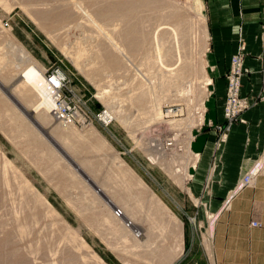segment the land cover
I'll return each instance as SVG.
<instances>
[{"label":"rangeland","instance_id":"374dc122","mask_svg":"<svg viewBox=\"0 0 264 264\" xmlns=\"http://www.w3.org/2000/svg\"><path fill=\"white\" fill-rule=\"evenodd\" d=\"M75 1L79 3L76 5L77 7L74 6L75 16L70 13V20H67L69 26L59 30L50 26L52 17L62 13L60 10L53 9L52 11V6L56 3L55 0H0V63L3 65H0V180L4 175V156L9 158L18 170L14 172L10 166L7 167L13 192L9 191L6 185L0 183V188H3V192L5 191L3 194L0 193V264H67V262L69 264V261L64 257L63 250H58L61 244H64L63 247L67 245L75 250L72 252L75 254L71 257L72 261L74 260L73 263L99 264L92 256H89L91 253L82 260L81 252L84 249L80 251L76 241V243L71 241L69 236L64 237V228L61 227L62 224L59 220L67 222L77 234L86 240L89 248L88 251H84L85 254L89 251L96 252L106 264H126L122 253L131 247L132 238L130 237L133 231L129 230H140L143 233L142 237H145L144 234L148 228L161 231V233L155 231L161 235V242H164L167 237L164 242V247L169 254L167 264H224L225 257H220L217 253L226 252L225 247L231 246L233 243L226 240L224 248L218 251L216 243L214 244L213 241V233L217 216L224 215L226 212L230 213L232 204L228 200L223 201L220 208L210 207L206 200H202L191 190L190 181L192 179L189 180V178L193 174L192 165L196 162L192 149L195 130L205 127L207 124L217 126L220 123H216L213 119L208 120L206 101L211 94L210 80L212 81L213 76L212 36L213 31L217 28L218 18L219 25L225 21L224 15L220 18L225 3L217 0H159V4L154 3L151 10L149 12L146 10L143 15L149 17L146 26L148 31L145 30L148 34L150 31L149 46L145 47L143 44L141 50L127 51V54L122 56L123 61L121 62L122 65H126V69L123 66L120 68L121 70H117L114 65L109 64L101 56L95 60V58L83 55L80 59L81 64L75 60V52L77 53L81 46L87 50L96 44V41L93 42V37L97 36V32H94H99V30H97L95 22L98 21L97 24H102L103 28L112 29L118 26L119 20L115 14L114 16L113 13L108 12L107 17L99 16L103 15L100 10L102 6V8H111L116 0ZM48 2L53 4L50 5ZM58 4L54 7L59 6ZM87 7L89 12L90 9L93 12H90L93 15L90 17L94 18V21L85 15L88 12ZM41 8L45 9V12L41 14L46 16H43L42 19L39 18L40 21L37 18ZM37 13L39 14L37 15ZM138 16L141 18V15L138 14ZM179 16L184 18V24H182L184 30L188 29L184 31L185 33L183 32L185 36L181 35L180 41L185 45L184 52L187 53L185 50H190L191 57L195 56V67H198L195 74L198 76H195L194 80L192 77L187 78L188 80L185 79L184 81L187 83L183 81L182 84H174L175 79L173 81V79H169L170 77H162L156 67L151 66L152 62L146 59V51L150 50L151 54L156 53L153 45V32L158 29L161 22L163 24H161L160 28L162 29L160 30L165 31V36L169 39L166 27L169 31L176 28ZM203 18L204 22L201 20ZM89 19L92 22L88 21ZM76 20H79L83 27H77ZM185 20L190 23L187 25ZM174 23L177 25L175 26ZM163 27L165 28L163 29ZM189 30L191 31L188 32ZM237 33L240 34L239 29ZM72 41L73 43H71ZM242 42L245 44L243 37L240 36L236 50ZM79 44L82 45L78 47ZM143 47L146 49L145 52ZM86 50L84 49V52L88 54ZM26 54H30L38 64L45 67V75L48 70L55 68L65 74L66 82L61 91L62 97L70 107L78 110L79 114L84 117L85 123L78 120L69 123L57 118L53 113H50L46 122L41 121L39 117L33 119L29 115L26 108L31 110V107L34 108V103L32 102L31 105L19 94L18 88L23 81L22 78H17L21 69L28 64L25 57L30 59ZM11 65L12 67H10ZM200 69L202 70L201 74ZM15 71L18 72V75H13V79L11 76ZM196 77H199L198 79L202 82ZM202 77L204 78L201 79ZM164 78L165 80H163ZM183 85L186 87L183 88ZM187 85H191V87H187ZM164 92L170 93L171 98L162 102L163 118L156 119L151 116L153 114L151 104L154 105L155 99ZM137 95L141 98L144 96L143 98L146 100ZM225 99L226 89L222 109ZM12 109L21 115V120L16 118ZM42 109L43 107L37 112L44 110ZM168 109H170L169 114H167ZM107 110L112 115L115 113V117L105 119L103 113ZM241 119L240 117L235 121ZM224 121L226 120L224 119L222 122ZM96 141H99L98 144ZM154 153L158 154V162H153L150 157ZM48 169L49 171H47ZM126 172L130 174L126 175ZM13 175L17 179L21 175L27 178L44 196L43 199H47L56 209L57 214L48 213L43 203L40 200L37 203L38 199L36 200L32 193L27 192V188H16ZM130 175L135 176L131 177L136 180L143 177L142 179L151 187L150 192L156 193L172 213H166L159 205L152 202L153 199H149V196L140 194L139 187H135L136 183L134 179L130 180L132 179ZM22 191H26V193ZM22 194L28 195L33 200V204H38V211L41 212L38 216H40L39 220H42L35 223L34 218L31 220L33 216H29L30 220L24 221L26 223H23V226L20 219H17L18 223L14 218V208L22 210L20 212L22 217L27 213L24 208L25 203L23 204V200L19 199ZM202 197H210V193L204 191ZM110 198L114 201L109 202ZM122 210H124V214L119 217ZM153 215L156 216L153 217ZM173 215L174 217H170ZM114 216L119 217V220ZM175 216L177 217L175 218ZM46 219L52 223H48ZM130 220H134V224L126 229L124 225L128 226L127 223ZM258 222L260 223L258 226H261V222ZM52 227L55 228V235L51 234L52 230L49 231ZM46 233H49L48 236L53 238L46 237ZM123 247L124 249H122ZM213 247L215 253L212 252ZM43 249L48 250L47 255ZM55 249L58 252H54ZM118 249L119 251H117ZM156 250L160 252L161 249ZM52 254H57L54 261L51 259ZM162 257L163 254L160 253L156 256L151 255L142 263L157 264Z\"/></svg>","mask_w":264,"mask_h":264},{"label":"crops","instance_id":"0c3cea01","mask_svg":"<svg viewBox=\"0 0 264 264\" xmlns=\"http://www.w3.org/2000/svg\"><path fill=\"white\" fill-rule=\"evenodd\" d=\"M225 3L220 14L224 23L213 31L211 94L208 97L207 116L216 123L224 120L222 103L225 96V74L235 52L238 38L245 42V64L249 72L243 77L242 93L257 99L264 87L263 78V0H217ZM240 31V34L237 31ZM243 120L227 124L223 129L207 124L197 128L192 138L193 158L191 190L220 208L223 201L231 202L230 213L218 215L213 241L217 250L226 252L224 264H264V166L255 185L237 190L243 175L264 149V107L258 102L244 111ZM210 197H202L203 192ZM251 214V216H250ZM258 220L261 226H253ZM228 245V244H227ZM213 253L214 247H213Z\"/></svg>","mask_w":264,"mask_h":264},{"label":"bare ground","instance_id":"6f19581e","mask_svg":"<svg viewBox=\"0 0 264 264\" xmlns=\"http://www.w3.org/2000/svg\"><path fill=\"white\" fill-rule=\"evenodd\" d=\"M56 1V3H51V4H53V6H52V11H53V9L54 10H60V11H62V13H58V14H56V15H54L53 17H52V20H51V25L50 26H52V27H54L55 29H63V28H65L67 25H68V21L67 20H70V17H71V14L70 13H73V15H74V12H76V10H75V7L74 6H76V5H79V3H77L75 0H63L61 3H59L58 4V2H60L61 0H59V1H57V0H55ZM78 1V0H77ZM82 1H84V0H82ZM89 1H91V0H89ZM103 1V0H102ZM105 1V0H104ZM159 0H116V3H114V5L111 7V8H109L108 6V8H102L101 7V12L103 13V15H99V16H106V14L109 12V13H113V15L115 14L116 16H117V18H118V20H119V24H118V26H116L117 27V29H116V27H113L112 29L110 28H103V27H101V25H99V24H97V19H96V21L97 22H95L96 23V27L98 28L97 30H99V32L98 31H93L94 33H96L97 32V36L95 37H93L94 38V40H93V42H95L96 41V44H91L92 46H91V48H87V50H86V48H83L80 44L78 45V47L79 46H81L80 47V49L78 48V47H76V48H78L79 50H77V53L75 52V55H76V59L75 60H77V62H79L80 64H81V62H80V59L82 58V56L83 55H85V56H90V57H92V58H95V60L97 59V57L98 56H101L102 58H104L105 60H107L108 61V63L109 64H112V66L114 65V67H116L115 69H117V70H119L121 67H123L124 66V68L126 69V65L125 64H123L122 65V56L123 55H125V54H127L126 52L128 51H132V52H135V51H137V50H141V48H142V46H143V44H144V46L146 47V45H148L149 46V40H150V31H149V34H148V32L146 33L145 32V30H147L146 28V26H147V21H149V17H146V16H143L144 15V13H145V11L147 10L148 12L151 10V7L153 6V4L155 3L156 5L157 4H159V2H158ZM160 1H162V0H160ZM53 2V1H52ZM92 2V1H91ZM189 2V1H188ZM40 3V2H39ZM49 3V2H48ZM96 3V2H95ZM104 3V2H103ZM180 3V2H179ZM190 3V2H189ZM50 4V3H49ZM50 4V5H51ZM56 4H58L59 6H56V7H54V5H56ZM82 4H83V2H82ZM184 4H188V3H184ZM96 5V4H95ZM82 6V5H81ZM81 6H80V8H81ZM84 6V5H83ZM101 6V5H100ZM185 6V5H184ZM77 7V6H76ZM86 7V6H85ZM96 7V6H95ZM105 7V6H104ZM177 7V6H176ZM97 8H99V7H97ZM49 9V8H48ZM179 10H180V8H178ZM98 10V9H97ZM83 11V10H82ZM87 11H88V7H87ZM176 11H177V8H176ZM45 12V9L43 8H41V11H40V14L39 13H37V15L39 14V16H38V18H37V20L39 19V18H44L43 16H46V15H43V14H41V13H44ZM47 12V11H46ZM51 12V11H50ZM78 12H79V10H78ZM77 12V13H78ZM85 12V11H84ZM89 12V11H88ZM88 12H87V14H85V15H87V16H91V17H93V15L91 14V13H93L92 11H91V9H90V12H89V14H88ZM48 13V12H47ZM96 13V12H95ZM94 13V14H95ZM98 13V12H97ZM100 13V12H99ZM98 13V14H99ZM101 13V14H102ZM147 13V12H146ZM174 13H176V12H174ZM138 14L139 15H141V18H139V16H138ZM72 15V16H73ZM80 15H81V13H80ZM114 15V16H115ZM75 16V15H74ZM107 16H108V14H107ZM106 16V17H107ZM155 16V15H154ZM80 17V16H79ZM90 17V18H91ZM95 17V16H94ZM111 17V16H110ZM165 17V16H164ZM164 17H162V18H164ZM193 17V16H192ZM78 18V17H77ZM83 18V17H82ZM87 18V17H86ZM161 18V17H160ZM191 18V17H190ZM92 19V18H91ZM91 19H89L88 21H90V22H92V21H94V18L92 19V21H91ZM183 17L182 16H179L178 18H177V21H178V25H177V27L175 28H173V29H171V31H169V30H167L168 29V27H166L167 29H166V32L168 33V35H169V39L168 38H166V36H165V31H161L160 29H162V28H160V26H161V24H163L162 22H161V24L159 25V27H158V29H155V31L152 33L153 34V38H154V50L156 51V53L155 54H151L150 53V50H147L146 51V59L149 61V62H152V67H156V70H158V72L161 74V76L163 77V76H167L169 79H173V81H174V79H175V81H174V84H179V83H181V82H183L185 79H187V78H190V77H192L193 78V80H194V78H195V76H198V74L196 75L195 73H197V71H196V69L198 68H196L195 67V61H194V59H195V56L192 58L191 57V53L188 51V50H185V51H187V53H185L184 52V50H183V48H184V44H183V42L182 41H180V38H181V35H183V32L185 31V30H188V29H185L184 30V28H183V26H182V24H184V22H183ZM189 19V18H188ZM40 20V19H39ZM80 20V19H79ZM79 20L77 21V23H75L76 24V26L78 27V26H82L83 27V25L79 22ZM81 20H83V19H81ZM115 20V19H114ZM155 20H156V18H155ZM164 20V19H163ZM203 22L205 21V19L203 18V19H201ZM41 21V20H40ZM67 21V22H66ZM161 21H162V19H161ZM185 21H187V25L190 23V22H188V20H185ZM190 21V20H189ZM197 21V24H198V20H196ZM75 22V20L73 21V23ZM195 22V21H194ZM43 23H44V20H43ZM83 23V22H82ZM94 23V22H93ZM107 23V22H106ZM186 23V22H185ZM192 23V22H191ZM201 23V22H200ZM70 24V23H69ZM91 24V23H90ZM105 24V23H104ZM111 24V23H110ZM92 25V24H91ZM174 25H175V23H174ZM175 25V26H176ZM199 25V24H198ZM69 26V25H68ZM73 26V25H72ZM92 26H94V25H92ZM109 26V25H108ZM96 27H94V28H96ZM106 27V26H105ZM110 27V26H109ZM185 27H186V25H185ZM201 27V26H200ZM165 27H163V29H164ZM187 28V27H186ZM76 29V28H75ZM54 30V29H53ZM193 30V29H192ZM148 31V30H147ZM191 30H189L188 32H190ZM171 32H173L172 34H171ZM89 33V32H88ZM94 33H92V34H94ZM185 33V32H184ZM52 34V33H51ZM90 34V33H89ZM151 34V35H152ZM53 35V34H52ZM167 35V36H168ZM183 36H185V34L183 35ZM208 37V36H207ZM55 38V37H54ZM187 39H189V38H187ZM184 41V40H183ZM187 41H189V40H187ZM77 42V41H76ZM105 42V43H104ZM190 42V41H189ZM71 43H73V41L71 42ZM15 45V44H14ZM94 46V47H93ZM14 47H16V46H14ZM94 48V49H93ZM191 48V47H190ZM84 49L86 50V51H88L87 53L88 54H86V52H84ZM89 49V50H88ZM144 50H146L144 47H143V51ZM84 52V53H83ZM145 52V51H144ZM190 53V55H189V53ZM148 53V54H147ZM28 57H30V59L29 58H26L25 57V60L27 59V65L25 66V67H23L22 69H21V71H20V74L18 75V72H13L12 73V78H13V75L15 76V75H18V79H20V78H22V83H21V85H20V88H18L19 90H18V92H19V94L22 96V98H24V99H26V101H28V102H30L31 103V105H32V102L34 103V108H32L31 107V110L30 109H28V108H26V111H28V113H29V115H31L32 116V118L33 119H36L37 117H39L40 119H41V121H44V122H46L48 119H49V115H50V113H53V109L54 108H56V99H57V93L55 92V93H53V89L48 85V83H47V81H46V77H45V67H43L41 64H38V62L36 61V60H34V58L30 55V54H26ZM132 55V54H131ZM145 55V54H144ZM4 56V55H3ZM84 56V57H85ZM119 56V57H118ZM132 57V56H131ZM5 58V57H4ZM3 58V59H4ZM191 58H192V60H191ZM91 59V58H90ZM121 59V60H120ZM198 60V59H197ZM196 60V61H197ZM2 61V60H1ZM112 61V62H111ZM198 62V61H197ZM79 63H78V65H79ZM147 63V62H146ZM25 64V63H24ZM149 64V63H148ZM0 65H2V63H0ZM13 65V64H12ZM12 65L10 66V67H12ZM201 65V64H200ZM3 66V65H2ZM6 66H7V64H6ZM197 66V65H196ZM86 68V67H85ZM203 68V67H202ZM16 69V68H15ZM204 69V68H203ZM121 70V69H120ZM201 70V69H200ZM202 73V70H201V72H200V74ZM204 73H205V71H204ZM98 76V75H97ZM204 76V75H203ZM205 77V76H204ZM204 77H202L201 79H203ZM17 78H15V79H17ZM167 78V79H168ZM197 78V77H196ZM199 78V77H198ZM197 78V79H198ZM14 79V78H13ZM17 79V80H18ZM205 80H207V78L205 77L204 78ZM163 80H165V78L163 79ZM188 80V79H187ZM192 80V81H193ZM199 81H201L200 79H198ZM199 81L197 82V83H199ZM141 82V81H140ZM184 82H186V81H184ZM194 82V81H193ZM202 82V81H201ZM200 82V83H201ZM210 82H211V80H210ZM209 82V83H210ZM164 83V82H163ZM187 83V82H186ZM142 84V83H141ZM182 84V83H181ZM165 85H166V82H165ZM139 87H140V84L138 85ZM164 86V85H163ZM170 86V85H169ZM184 86V85H183ZM191 87V85H187V87ZM195 86V85H194ZM141 87H142V85H141ZM186 86H184L183 88H185ZM182 88V89H183ZM195 88V87H194ZM196 88H197V86H196ZM144 89V88H143ZM167 89V88H166ZM165 89V90H166ZM193 91V90H192ZM183 92H184V90H183ZM182 92V93H183ZM139 93V92H138ZM141 93V92H140ZM146 92H144V95H146L145 94ZM185 93V92H184ZM136 94V93H135ZM142 94V93H141ZM140 94V95H141ZM181 94V93H180ZM143 95V94H142ZM141 95V96H142ZM109 96V95H108ZM136 96V95H135ZM138 96V95H137ZM175 96V95H174ZM186 96V95H185ZM138 97H140V96H138ZM138 97L136 98V100L138 99ZM144 97V96H143ZM142 97V98H143ZM146 97V96H145ZM157 97H159L158 95H157ZM169 97L171 98V95H170V93H162L161 94V96L159 97V98H157V99H155L156 101H155V103H154V105L153 104H151L152 106H153V110H152V108L150 109V111L151 112H153V114L151 115L152 117L154 116V118L156 117V119H160L163 115H162V110H161V106H162V102H164V101H167V100H165V99H169ZM178 97V96H177ZM200 97V96H199ZM133 98V97H132ZM141 98V97H140ZM141 98V99H142ZM176 99V98H175ZM178 99V98H177ZM184 99V98H183ZM118 100V99H117ZM135 100V101H136ZM143 100H146V98L144 99L143 98ZM142 100V101H143ZM152 100V99H151ZM139 101V100H138ZM137 102V101H136ZM152 103V102H151ZM139 105V104H138ZM148 106V105H147ZM41 107H43V111H41V112H37V111H39V109L41 108ZM206 108V107H205ZM13 110V109H12ZM15 110V109H14ZM13 110V111H14ZM148 110V109H147ZM168 111V113L167 114H169V112H170V109H168L167 110ZM113 112V111H112ZM147 112V111H146ZM172 112V111H171ZM14 114H15V116H16V118H18L19 120H21L20 118H21V115H18L17 113H16V111H14ZM107 114H108V116H107V118H112V116H114L115 115V113L112 115V113L110 112V111H108L107 110ZM150 114V113H149ZM173 114V113H172ZM51 115H53V114H51ZM119 115V114H118ZM115 117V116H114ZM205 117V116H204ZM53 118V117H52ZM163 118V117H162ZM162 120V119H161ZM177 121V120H176ZM176 121H174V122H176ZM173 122V121H172ZM171 122V123H172ZM177 124V123H176ZM176 124H174V125H176ZM178 124H179V121H178ZM180 125V124H179ZM191 125V124H190ZM192 126V125H191ZM71 127V126H70ZM129 127V126H128ZM91 128H92V130H94L93 129V127L91 126ZM67 130V129H66ZM99 131V130H98ZM100 132V131H99ZM62 134V133H61ZM179 134V133H178ZM68 135V134H67ZM63 137V136H62ZM95 137V136H94ZM176 137H177V135H176ZM175 137V138H176ZM96 139H97V137H96ZM97 142V141H96ZM99 142V141H98ZM98 142H97V144H98ZM104 143V142H103ZM102 144V143H101ZM105 145V144H104ZM156 150V149H155ZM49 151V150H48ZM51 151V150H50ZM49 151V152H50ZM165 151V150H164ZM54 152V151H53ZM53 152H51V154L52 155H54L53 154ZM56 154V153H55ZM151 154V153H150ZM185 154V153H184ZM181 155V154H180ZM53 157V156H52ZM51 157V158H52ZM150 157H152L151 159H152V161L153 162H158V154L157 155H155V153H154V155H150ZM160 158V157H159ZM53 159V158H52ZM3 162H4V172H3V176H1V178H2V180H0V183H2L3 185H6L7 186V189L9 190V191H11V192H13L12 191V185H11V182H10V180H11V177L9 176V170L7 169V167H11L12 168V170L14 169V172L16 171H18L17 170V168L15 167V166H13V164H12V162H11V160L9 159V158H7L6 156H4V158H3ZM36 162V161H35ZM39 162V161H38ZM162 163V162H161ZM41 164V163H40ZM43 164V163H42ZM46 165H48V164H46ZM45 165V166H46ZM124 165V164H123ZM39 166V165H38ZM48 167V166H47ZM131 167V166H130ZM180 168V167H179ZM186 168V167H185ZM42 170V169H41ZM123 170V169H122ZM128 170V169H127ZM131 170V169H130ZM47 171H49V169L47 170ZM120 171V170H119ZM175 171V170H174ZM125 172V171H124ZM128 172H130V173H132L133 174V172H131V171H128ZM135 172V171H134ZM117 173V172H116ZM129 173V174H130ZM107 174V173H106ZM128 173L126 172V175H127ZM128 174V175H129ZM174 174V173H173ZM172 174V175H173ZM59 175V174H58ZM122 175V174H121ZM171 175V176H172ZM14 177H15V179H13V180H15V183H16V185H15V187L16 188H18V189H21L22 187L23 188H27V192H29V193H32V195H33V197L37 200V203H38V201L40 200L42 203H43V205H44V207L46 208V211L48 212V213H50V214H57L56 213V209L53 207V206H51V204L47 201V199L46 200H44L43 199V197L44 196H42L40 193H39V191L34 187V185L27 179V178H25L24 176H20L18 179H17V177L15 176V175H13ZM119 176V175H118ZM123 176V175H122ZM132 175H130V177H131ZM174 176H175V174H174ZM49 177H51V176H49ZM125 177V176H124ZM132 177H135V176H132ZM131 177V178H132ZM143 178V177H142ZM142 178H138V180H136L135 178H132V179H130L131 181H133V179H134V181H135V183H136V186L135 187H139V189H140V194H145L146 196H149L150 198L149 199H153V201L152 202H154V203H156V205H159L162 209H164L165 211H166V213H172L171 212V209L165 204V203H163L161 200L162 199H160L159 198V196L156 194V193H154V192H150L151 191V187H149L148 186V184L145 182V180H143ZM179 178V177H178ZM176 179H177V177H176ZM180 179V178H179ZM122 180V179H121ZM128 180V179H127ZM126 180V181H127ZM178 182H179V180H178ZM100 183V182H99ZM127 183V182H126ZM98 184V183H97ZM14 185V184H13ZM115 185V184H114ZM134 186V185H133ZM130 188V187H129ZM121 189V188H120ZM127 189V188H126ZM23 190V189H22ZM24 190H26V189H24ZM30 190V191H29ZM102 190V189H101ZM22 192H25L26 193V191H22ZM21 192V193H22ZM127 192V191H126ZM0 193H5V191L3 192V188L1 189L0 188ZM6 195V194H5ZM4 195V196H5ZM8 195V194H7ZM21 195V194H20ZM115 195V194H114ZM144 195V196H145ZM120 196V195H119ZM6 197V196H5ZM16 197V196H15ZM32 197V198H33ZM137 197V196H136ZM142 197V196H141ZM2 198V197H1ZM22 199L23 200V204L25 203V211L27 212V213H25V215H24V217H22L21 215H20V212H22V210H20L19 208H14V218L17 220V219H20V223H22L21 225H23V223H24V221H28V219L30 220V218H29V216H33L32 218H31V220L34 218V220H35V223H37V222H39L40 220H42V219H40L39 220V217L40 216H38V215H40V213H39V207H38V204L37 203H35V204H33V200H31L29 197H28V195H26V194H22V197H19V199ZM115 198V197H114ZM21 199H20V201H21ZM146 199H147V197H146ZM6 200V199H5ZM12 200V199H11ZM17 200H18V198H17ZM13 201V200H12ZM114 200H112L111 198L109 199V202H113ZM148 201H150V200H148ZM16 202V201H15ZM129 202V201H128ZM1 203H3V202H1ZM16 204V203H15ZM22 205V204H21ZM42 205V206H43ZM77 205V204H76ZM144 206V205H143ZM22 207V206H21ZM75 207V206H74ZM128 207V206H127ZM156 207V206H155ZM77 208V207H76ZM160 208V210H162ZM111 209V208H110ZM152 209H154V208H152ZM24 210V209H23ZM44 211V210H43ZM116 211V210H115ZM45 212V211H44ZM110 212V211H109ZM38 213V214H37ZM54 214V215H55ZM116 215H117V213H115ZM114 214V215H115ZM124 214V210H122V212H121V214L119 215V217L121 216V215H123ZM110 216V215H109ZM135 216V215H134ZM154 216H156V215H153V217ZM105 217V216H104ZM107 217V216H106ZM115 217V216H114ZM114 217H112V219L114 218ZM117 217V216H116ZM115 217V219H118V218H116ZM167 217V216H166ZM170 217H174V215L173 216H170ZM177 216H175V218H176ZM93 218V217H92ZM115 219H113V220H115ZM164 219H165V217H164ZM178 219V218H177ZM59 220V219H58ZM111 219H110V217H109V221H110ZM119 220V219H118ZM122 220V219H121ZM18 221V220H17ZM21 221H23V222H21ZM46 221L48 222V220L46 219ZM60 221V224H62V226L61 227H63L64 228V233H65V235H64V237H68L69 236V239H71V241H73V242H77L78 243V247H79V250L81 251V249L83 250L84 249V251L86 250V251H88V248H89V244L86 242V240L81 236V235H79V234H77V232L72 228V226H70L67 222H65V221H63V220H59ZM58 221V222H59ZM159 221V220H158ZM43 222V221H42ZM41 222V224H44V223H42ZM156 222V221H155ZM160 222V221H159ZM18 223H19V221H18ZM26 223V222H25ZM24 223V224H25ZM30 223V222H29ZM32 223V222H31ZM48 223H50V222H48ZM52 223V222H51ZM50 223V224H51ZM57 223V222H56ZM110 223H112L113 224V222H110ZM161 223V222H160ZM49 224V225H50ZM115 224V223H114ZM134 224V220H130L128 223H127V225L128 226H126V225H124L125 226V228L126 229H128L127 227H129L130 225L132 226ZM45 225V224H44ZM43 225V226H44ZM120 225H122V224H120ZM119 225V226H120ZM19 226H20V224H19ZM24 226V225H23ZM47 226V225H46ZM115 226V225H114ZM117 226V225H116ZM152 226V225H151ZM29 227V226H28ZM38 227V226H37ZM41 228H42V226H40ZM39 227V228H40ZM45 227V226H44ZM153 227V226H152ZM151 227V228H152ZM161 227H163V226H161ZM23 228V227H22ZM115 228V227H114ZM154 228V227H153ZM165 228V227H164ZM167 228V227H166ZM18 229V228H17ZM25 229H26V227H25ZM43 229V228H42ZM117 229H120V228H118L117 227ZM132 229V228H131ZM145 229V228H144ZM169 229V228H168ZM34 230H35V226H34ZM37 230V229H36ZM39 230H41V229H39ZM52 230V231H51ZM115 230H116V228H115ZM45 231V230H44ZM49 231H51L50 233L51 234H56L55 233V228L54 227H52L51 229H49ZM119 231V230H118ZM123 231H125V230H123ZM129 231H133V232H131V237L130 238H132V241L130 242V246L131 247H129V250H126L125 252H123V253H125L124 255H123V253H122V258H123V260L125 261V263L126 264H143L142 262L144 261L145 262V259L147 260V258L149 259V257H151V255L153 256H156L158 253H160V254H163V257L161 258V259H159L158 260V263L157 264H167V262H168V258H169V254H168V250L167 249H165V247H164V242L166 241L165 239L167 238V237H165V239H164V242H161V235L160 234H157L156 232H158V233H161V231H157V229L156 230H154V229H150V228H148V229H146V232H145V237H142V232L140 231V230H129ZM140 231V232H139ZM156 231V232H155ZM42 232V231H41ZM127 232V231H126ZM47 234V233H46ZM45 234V235H46ZM120 234V233H119ZM165 234V233H164ZM49 235V233L46 235V237ZM106 235V234H105ZM111 235V234H110ZM51 236V235H50ZM41 237H43V236H41ZM45 237V236H44ZM45 237V238H46ZM49 237V236H48ZM62 238L63 240L65 239V238ZM50 239L51 238H53V237H49ZM127 238H129L128 237V235H127ZM164 238V237H163ZM169 238V237H168ZM61 239V238H60ZM39 240V239H38ZM47 240H49L48 238H47ZM59 240V239H58ZM67 240V239H66ZM40 241V240H39ZM56 241V240H55ZM184 241V240H183ZM45 242H46V240H45ZM44 242V244H46ZM62 242H65V241H62ZM75 242V243H76ZM124 242V241H123ZM127 242V241H126ZM179 242V241H178ZM53 243V242H52ZM49 244H50V241H49ZM57 244V243H56ZM37 245V244H36ZM59 245V244H58ZM61 245H62V248H61ZM60 245V248H58V250H63V254H64V257L66 258V260L67 261H69V264H79V263H73L74 262V260L72 261V259H71V257H72V255L73 254H75V253H72V252H74L75 250H73V248L72 247H67V245H65L64 247H63V245L64 244H61ZM126 245V244H125ZM38 246V245H37ZM46 246V245H45ZM44 246V247H45ZM53 246V245H52ZM71 246H72V244H71ZM55 247H58V246H56L55 245ZM128 247V246H127ZM127 247H125V248H127ZM159 247H161V248H159ZM38 248V247H37ZM130 248H131V250H130ZM34 249V248H33ZM46 249V248H45ZM45 249H43V251L46 253V252H48V250H45ZM47 249H48V245H47ZM122 249H124V247L122 248ZM156 249H161V250H159L160 252H158ZM56 251H54V252H58L57 251V249H55ZM78 250V251H79ZM121 250V249H120ZM51 251V250H50ZM77 251V250H76ZM84 251H82L81 252V258H82V260H83V258L85 257V256H87V254L89 255L90 253V255L89 256H92L95 260H96V262L97 263H99V264H102L104 261H103V259L101 258V256L100 255H98L96 252H91V251H89V252H87L86 254H85V252ZM117 251H119V249L117 250ZM124 251V250H123ZM157 251V252H156ZM43 252V253H44ZM121 252V251H120ZM21 253V252H20ZM27 253V252H26ZM44 253V254H45ZM72 253V254H71ZM118 253V252H117ZM155 253H156V255H155ZM46 255H47V253H46ZM55 255L57 256V254H52L51 256H53L51 259H53V261H54V257H55ZM118 255V254H117ZM119 255H121V254H119ZM44 256V255H43ZM50 257V256H49ZM61 257V256H60ZM59 257V258H60ZM39 258V257H38ZM74 258H75V256H74ZM33 259V258H32ZM34 259H35V257H34ZM63 259V258H62ZM37 260H39V259H37ZM56 260V259H55ZM155 260V259H154ZM84 261H85V259H84ZM64 262H66V261H64ZM147 262V261H146ZM35 263V262H34ZM51 264V263H50ZM64 264V263H63ZM67 264H68V262H67ZM84 264V263H83ZM90 264V263H89ZM103 264H106V263H103ZM149 264H150V262H149Z\"/></svg>","mask_w":264,"mask_h":264},{"label":"built area","instance_id":"2783aa9c","mask_svg":"<svg viewBox=\"0 0 264 264\" xmlns=\"http://www.w3.org/2000/svg\"><path fill=\"white\" fill-rule=\"evenodd\" d=\"M263 41H264V26H263ZM249 72V68L245 64V44L240 43L236 52L233 54L230 60V64L226 73L227 88H226V99L223 105V116L226 121L220 122L217 127L223 129L224 124H232L235 120L240 117L243 120L242 114L247 109L251 108L255 103L260 102L264 107V87L258 98L250 99L248 96L243 95V77ZM263 78H264V53H263ZM45 75L48 85L54 90L53 93H57L56 108L53 109V114L66 122L78 120L81 123H85V119L81 116L78 110H74L66 100L62 97L61 91L65 86L66 76L58 68L48 70ZM106 119L107 112L103 113ZM65 118V119H64ZM110 118V117H109ZM227 126V125H226ZM264 166V149L260 153V156L249 168V170L243 175L237 185V190L242 188L255 185L259 174ZM253 225L258 226V221H253Z\"/></svg>","mask_w":264,"mask_h":264}]
</instances>
